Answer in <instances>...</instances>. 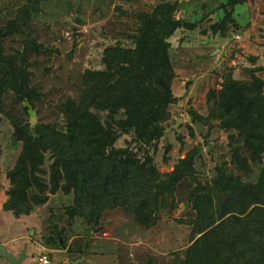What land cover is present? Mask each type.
I'll list each match as a JSON object with an SVG mask.
<instances>
[{
    "label": "trees",
    "instance_id": "obj_1",
    "mask_svg": "<svg viewBox=\"0 0 264 264\" xmlns=\"http://www.w3.org/2000/svg\"><path fill=\"white\" fill-rule=\"evenodd\" d=\"M43 1L28 0L19 10L18 22L30 23ZM247 1L227 0L222 6L225 17L212 32L224 37L235 23L229 8ZM177 9V2L165 1L137 13L130 47L106 48L101 68L82 74L79 96L61 105V124L32 125L5 112L10 96L28 113L24 104L35 107L43 94L40 86L33 85L27 57L35 48L26 44L23 53L7 54L0 35V121L6 115L14 140L22 143L16 166L8 173L2 209L16 217L28 216L46 205L50 196L72 194L73 204L65 210L72 220L97 226L105 211L121 208L151 228L159 221L161 200L174 201L180 183L188 179L194 183L188 202L196 218L188 222L192 244L178 264H264V80L255 71L246 80L227 75L221 89L208 95L213 104L209 116L194 121L206 124L216 119L233 142L231 157L238 172L247 175L253 165H262L256 182H245L226 168L218 169L210 182L199 181L198 149L166 173L151 155L158 151L173 118L171 107L178 102L170 39L178 30L195 26L177 19ZM124 135L132 137L129 146L117 148ZM133 144L140 149L135 151ZM145 147L147 152L141 154ZM64 235L56 229L50 246L61 247Z\"/></svg>",
    "mask_w": 264,
    "mask_h": 264
},
{
    "label": "rangeland",
    "instance_id": "obj_2",
    "mask_svg": "<svg viewBox=\"0 0 264 264\" xmlns=\"http://www.w3.org/2000/svg\"><path fill=\"white\" fill-rule=\"evenodd\" d=\"M165 1L177 2L176 18L195 25L180 29L171 37V57L177 77L173 93L178 102L171 107L172 121L159 142L154 155L162 173L171 172L176 163L194 149L199 181L207 183L218 169L235 172L245 182H256L261 164L252 166V173L238 172L232 163L233 142L229 134L218 128L216 119L206 124L195 122L198 116L208 117L212 102L208 95L221 89L227 75L246 80L255 71L264 80V0H248L229 8L235 23L227 34H214L213 27L225 17L222 8L227 0H44L30 23L18 22L19 10L28 0H0V35L7 54L23 53L29 45L28 61L34 74L33 85L40 86L41 102L31 105L29 112L10 96L5 101L7 114L22 116L32 125L61 124L64 114L61 105L68 98H77L82 74L100 69L103 51L122 44L130 47L136 15L151 11ZM25 103V104H26ZM24 104V106H26ZM31 110L33 115H31ZM181 124L175 128L178 121ZM211 126V129H210ZM14 130L6 115L0 121V245L7 253L19 258L27 250L23 264H38L48 255L51 264H71L80 258L82 264H178L192 244V227L188 222L196 212L188 202L194 183H180L175 200H161L159 221L147 228L136 216L124 209L107 210L97 226L81 219L72 220L66 214L73 204V195L58 193L28 216L16 217L2 209L9 189L8 173L14 169L22 151V143L14 142ZM130 136H122L117 148L129 146ZM231 141V143H230ZM236 145V142L234 143ZM136 146V147H135ZM171 147L168 153L167 148ZM135 151L140 149L131 145ZM147 147L139 151L147 152ZM50 162L45 165L49 171ZM65 232V241L54 254L47 246L55 230ZM63 244L66 250H63ZM59 246V245H58ZM89 247V248H88ZM53 248V246H49ZM47 249V250H46ZM65 251V252H64ZM0 264H12L0 250Z\"/></svg>",
    "mask_w": 264,
    "mask_h": 264
},
{
    "label": "water",
    "instance_id": "obj_3",
    "mask_svg": "<svg viewBox=\"0 0 264 264\" xmlns=\"http://www.w3.org/2000/svg\"><path fill=\"white\" fill-rule=\"evenodd\" d=\"M26 107L31 108V105L29 104H25ZM31 115H33V111L31 110ZM181 124V121L179 120L175 126V128H177L179 125ZM14 142H16V140H14ZM63 242V239H60V243ZM63 248L66 249V246L63 245ZM0 250L3 254V256L7 259H9L11 261L12 264H22V262L24 261L25 257H26V250L22 253V255L19 258L14 257L12 254L7 253L6 248L3 245H0ZM84 261V259L79 258L76 260H72L71 264H81Z\"/></svg>",
    "mask_w": 264,
    "mask_h": 264
},
{
    "label": "crops",
    "instance_id": "obj_4",
    "mask_svg": "<svg viewBox=\"0 0 264 264\" xmlns=\"http://www.w3.org/2000/svg\"><path fill=\"white\" fill-rule=\"evenodd\" d=\"M14 241H16V240H13V241L8 240V241H6V242H2V243H3L4 246H5V245H8V244H12ZM0 243H1V241H0ZM14 243H15V242H14ZM49 246H50V245L47 246V249H48V251L50 252V254H51V253L53 254V256H54V254L57 253V252H62L61 250H59V249H57V248H54V247H53V248H49ZM47 249H46V250H47ZM25 250H26V249H25ZM63 250H66V249H63ZM64 252H65V251H64ZM26 253H27V250H26ZM26 256H27V254H26ZM25 258H26V257H25ZM24 260H25V259H24ZM84 261L87 262L88 260L85 259ZM82 263H83V262H82ZM82 263H81V264H82ZM22 264H23V262H22Z\"/></svg>",
    "mask_w": 264,
    "mask_h": 264
},
{
    "label": "built area",
    "instance_id": "obj_5",
    "mask_svg": "<svg viewBox=\"0 0 264 264\" xmlns=\"http://www.w3.org/2000/svg\"><path fill=\"white\" fill-rule=\"evenodd\" d=\"M38 264H51V260L48 255L41 256Z\"/></svg>",
    "mask_w": 264,
    "mask_h": 264
}]
</instances>
